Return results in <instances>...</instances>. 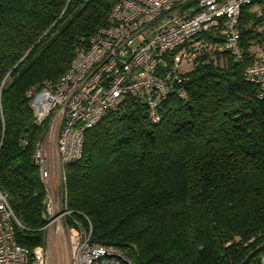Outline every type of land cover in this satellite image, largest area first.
Masks as SVG:
<instances>
[{
    "label": "trees",
    "instance_id": "obj_1",
    "mask_svg": "<svg viewBox=\"0 0 264 264\" xmlns=\"http://www.w3.org/2000/svg\"><path fill=\"white\" fill-rule=\"evenodd\" d=\"M114 0H0V187L31 253L44 243L46 191L33 162L48 119L31 93L53 85L111 23ZM244 7L236 63L220 29L186 73L184 98L160 103L151 124L142 100L84 131L82 154L65 168L68 224L91 226V241L115 245L133 264H261L264 254V97L244 80L254 61V27ZM251 26H248V23ZM216 61V62H214Z\"/></svg>",
    "mask_w": 264,
    "mask_h": 264
},
{
    "label": "built area",
    "instance_id": "obj_2",
    "mask_svg": "<svg viewBox=\"0 0 264 264\" xmlns=\"http://www.w3.org/2000/svg\"><path fill=\"white\" fill-rule=\"evenodd\" d=\"M247 6L264 20V0H114L111 23L96 30L55 84H44L30 95L37 121L48 119L33 154L46 191L42 228L47 235L31 253L16 242V228L23 225L0 187V264H48L52 225L71 213L66 209L65 168L81 157L86 129L117 110L128 95L142 100L149 122L158 123L162 100L186 96L180 67L201 54L204 41L199 37L204 33L219 28L232 60H244L240 23ZM243 78L254 85L257 98L264 97V46L256 50ZM53 231L68 244V264H133L117 246L91 241L90 224L86 230L72 220ZM260 262L264 264V254Z\"/></svg>",
    "mask_w": 264,
    "mask_h": 264
},
{
    "label": "rangeland",
    "instance_id": "obj_3",
    "mask_svg": "<svg viewBox=\"0 0 264 264\" xmlns=\"http://www.w3.org/2000/svg\"><path fill=\"white\" fill-rule=\"evenodd\" d=\"M248 10H249V13L252 14V16H253V13L250 12V10H251L250 7L248 8ZM254 16H255V14H254ZM248 26H251L250 22L248 23V25L246 27H248ZM254 28H255L256 32L264 35V20H261L260 22H258ZM254 42H255V45H254L253 56L255 55V52L259 47L264 46V39H262V41L256 40ZM192 69H193V63L192 62H183L181 64V67H180V71L183 75L190 72ZM58 212H61V209ZM58 212H57V214H58ZM45 216H47V215L45 214ZM65 222H66L65 216L58 218V220L55 221V223L52 225L51 230H54L56 226H60V225L64 226ZM46 235H47V230L46 231L44 230L45 238H46ZM48 248H49L48 264H68V244H67L66 240H64V239L59 240L57 238H54L53 244L50 243Z\"/></svg>",
    "mask_w": 264,
    "mask_h": 264
},
{
    "label": "bare ground",
    "instance_id": "obj_4",
    "mask_svg": "<svg viewBox=\"0 0 264 264\" xmlns=\"http://www.w3.org/2000/svg\"><path fill=\"white\" fill-rule=\"evenodd\" d=\"M49 238H50V243L53 244V239L55 238L54 236V231L51 230L50 234H49ZM52 246V245H51Z\"/></svg>",
    "mask_w": 264,
    "mask_h": 264
}]
</instances>
